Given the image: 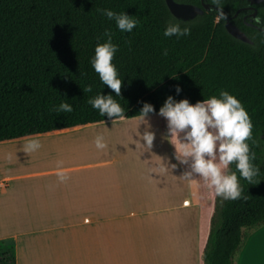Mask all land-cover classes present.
<instances>
[{"label": "trees", "instance_id": "16d2710c", "mask_svg": "<svg viewBox=\"0 0 264 264\" xmlns=\"http://www.w3.org/2000/svg\"><path fill=\"white\" fill-rule=\"evenodd\" d=\"M175 1L204 9L202 0ZM205 2L232 17L252 43L233 37L227 17L215 8L183 20L166 0H0V143L111 121L87 103L98 93L113 95L125 116L135 118L145 102L154 107L153 115L168 96L194 105L229 92L251 119L246 142L259 172L251 182L237 172L241 197L222 202L203 248L205 264H235L247 230L264 225V1ZM249 6L258 12L257 27L244 20L253 18V10L245 9ZM98 9L125 12L137 26L121 32ZM173 21L188 27L189 34L164 36ZM106 30L119 46L112 63L122 80L121 97L90 65L95 46L107 39ZM88 85L92 92L83 91ZM61 101L73 111H55ZM230 168L237 171L235 162ZM0 264H17L13 242L0 241Z\"/></svg>", "mask_w": 264, "mask_h": 264}, {"label": "crops", "instance_id": "0c3cea01", "mask_svg": "<svg viewBox=\"0 0 264 264\" xmlns=\"http://www.w3.org/2000/svg\"><path fill=\"white\" fill-rule=\"evenodd\" d=\"M139 121L0 143V241L14 243L17 264H179L188 258L187 243L196 245L197 183L182 176L175 146L167 160L140 155L148 147ZM98 135L104 149L95 145ZM30 141L39 147L29 149ZM247 231L235 264H264V225Z\"/></svg>", "mask_w": 264, "mask_h": 264}, {"label": "clouds", "instance_id": "9594fccd", "mask_svg": "<svg viewBox=\"0 0 264 264\" xmlns=\"http://www.w3.org/2000/svg\"><path fill=\"white\" fill-rule=\"evenodd\" d=\"M214 2L218 3V0ZM98 11L108 20L114 21L121 32L131 33L137 26L138 21L125 12L117 13L111 9ZM257 23H260L259 18ZM188 34L189 28L181 27L180 21L168 23L164 30L166 37L179 38ZM104 35L107 39L95 46L90 65L99 75L102 84L110 88L115 96L121 97L122 80L118 78L117 68L112 63L119 46L112 42L110 31L106 30ZM163 54L167 55V50H163ZM83 91L92 92V86H86ZM180 91L181 89L177 87L176 93L179 94ZM87 103L93 109H97L101 116H107L111 122L127 118L124 109L111 94L98 93L90 97ZM55 111L70 113L73 107L61 101ZM154 111V107L145 102L139 114L141 119L146 121L148 115ZM158 115L167 120V134L169 142L175 146L176 158L181 164L189 166V170L182 176L185 179H192L198 174L216 195L222 196L225 200L240 198L242 187L237 172L249 182L259 172V168L252 163L256 158L255 153L250 152L249 144L246 142L251 138L253 125L241 102L227 91H221L219 97L211 96L197 101L194 105L187 99L177 101L173 96H168ZM141 137L142 144L151 148L155 133L146 127ZM95 145L98 149L106 147L103 136L96 137ZM27 147L34 150L39 147V143L30 141ZM233 162L237 171L230 170L229 166Z\"/></svg>", "mask_w": 264, "mask_h": 264}, {"label": "rangeland", "instance_id": "374dc122", "mask_svg": "<svg viewBox=\"0 0 264 264\" xmlns=\"http://www.w3.org/2000/svg\"><path fill=\"white\" fill-rule=\"evenodd\" d=\"M147 121V122H146ZM146 121H139L142 127L141 133L145 131L146 127L148 130L155 133V138L153 140L151 148L140 151V155L147 157L157 156L164 159H168L173 154L174 145L169 142L167 134V120L158 114L149 115ZM183 135V134H181ZM178 147V146H177ZM176 157V153L174 154ZM230 167V166H229ZM165 174L168 172L167 166L165 167ZM182 175L185 171L189 170L188 165H181ZM231 170V168H230ZM176 172V169H175ZM198 186L197 202L198 205L195 208L196 212H193L191 216L192 223L197 224L196 232V245L193 240L187 243V248L189 249L188 258L185 261H179V264H205V254L203 244L207 240V236L210 233L213 217L216 215L218 208L221 206L222 202L225 200L222 196L216 195L204 182L202 178H199L198 174L193 176ZM183 180V179H182ZM186 182L184 179L183 182ZM184 182V184H185ZM187 183V182H186ZM199 200V201H198ZM200 202V203H199ZM189 241V239L187 240ZM195 246V247H194ZM168 259L158 260V264H168ZM118 264H141L140 261H130V262H120ZM150 264L154 262L150 261Z\"/></svg>", "mask_w": 264, "mask_h": 264}, {"label": "water", "instance_id": "95a60500", "mask_svg": "<svg viewBox=\"0 0 264 264\" xmlns=\"http://www.w3.org/2000/svg\"><path fill=\"white\" fill-rule=\"evenodd\" d=\"M263 1L264 0H251V3L252 4H258V3H261ZM166 2H167V5H168L171 13L176 18L183 19V20L193 19L196 16L203 14L204 10L211 11L213 8L220 11V13H222L224 17H227L225 12L222 9H220L218 6H210L208 3L205 2V0H202L204 9H202L201 7L193 6L191 4H187V3H180V2H177L175 0H166ZM239 12L240 11H238L235 14V16H237L239 14ZM257 14H258L257 10L254 9L253 16L257 17ZM231 18L232 17H227V21H226L227 31L236 39H239V40L244 41L246 43H252L251 40L248 38V36L239 27H237L235 24L232 23ZM260 22H261V20H260Z\"/></svg>", "mask_w": 264, "mask_h": 264}, {"label": "flooded vegetation", "instance_id": "af4514ba", "mask_svg": "<svg viewBox=\"0 0 264 264\" xmlns=\"http://www.w3.org/2000/svg\"><path fill=\"white\" fill-rule=\"evenodd\" d=\"M250 3H251V0H250ZM251 4H252V3H251ZM245 9H248V10L252 9V10H253V13H254V9H255V8L252 7V6H249V7H246ZM253 13L251 14L252 16H253ZM246 18H247V16L244 17V20H245V22L247 23V25L257 27V26L254 24V19L257 21V17H254V16H253V18H250V20H249L248 22L246 21Z\"/></svg>", "mask_w": 264, "mask_h": 264}, {"label": "built area", "instance_id": "2783aa9c", "mask_svg": "<svg viewBox=\"0 0 264 264\" xmlns=\"http://www.w3.org/2000/svg\"><path fill=\"white\" fill-rule=\"evenodd\" d=\"M3 187H5V183L4 181H0V188H3Z\"/></svg>", "mask_w": 264, "mask_h": 264}]
</instances>
